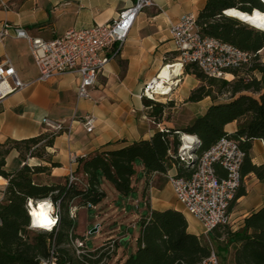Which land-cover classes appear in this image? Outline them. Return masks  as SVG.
Listing matches in <instances>:
<instances>
[{
	"label": "trees",
	"instance_id": "16d2710c",
	"mask_svg": "<svg viewBox=\"0 0 264 264\" xmlns=\"http://www.w3.org/2000/svg\"><path fill=\"white\" fill-rule=\"evenodd\" d=\"M231 9L247 14L255 10L264 13V3L261 0H207L197 16L199 33L251 55L250 64L232 72L235 78L231 82L208 78L196 66L184 65L183 73L199 82L185 103L209 98L211 105L206 112L184 128H159L149 140L134 142L120 150L96 152L80 160L79 171L85 187L68 186L66 181L64 184L35 183L37 175H48L58 167L46 155L55 136L44 134L0 144V181H7L5 198L0 203V264H39L38 259L48 255L51 242L58 248L57 264H101L103 254H88L81 260L75 257L70 237L74 240L84 236L77 230L76 219L69 217L70 205L79 209L101 205L106 197L103 182L122 197L132 196L136 193L138 165L142 166L147 188L155 177H164L173 168L176 177L189 178L193 170L186 168L177 156L182 135L197 139L198 158L222 138L237 142L245 153L241 177L253 174L264 182V165H254L250 157L253 142L264 143V61L260 55L264 50V31L226 16L225 11ZM223 96H228L227 100L219 101ZM144 104L151 108L149 117L154 124L161 123L167 110L174 107L173 102L162 104L145 99ZM231 123H237V130L229 134L225 127ZM12 151L17 152L24 164L18 171L8 172L6 159ZM28 159H38L48 165L29 166ZM243 194V190L238 191L230 208ZM47 200L59 204L57 228L51 233L32 234L28 230L27 204ZM137 226L140 229L137 248L123 264H199L210 254L203 237L188 232V222L179 211H150L139 217ZM211 235L217 255L228 253L233 247V264H264V207L248 216L242 229L233 232L229 227H218Z\"/></svg>",
	"mask_w": 264,
	"mask_h": 264
},
{
	"label": "crops",
	"instance_id": "0c3cea01",
	"mask_svg": "<svg viewBox=\"0 0 264 264\" xmlns=\"http://www.w3.org/2000/svg\"><path fill=\"white\" fill-rule=\"evenodd\" d=\"M5 1L10 10L0 9V33L3 26L8 25L23 29L33 38L49 41L70 30H85L111 22L120 11L130 7L134 0ZM206 1L154 0L153 7L138 15L119 57L106 66L97 84L88 89L89 100L77 99L79 78L73 73L47 83L34 82L37 69L28 43L12 35L0 38V64L9 60L20 80L29 84L26 89L9 96L0 104V144L7 140L20 141L48 134L42 125L44 118L67 123L72 121L71 135H56L52 147L46 149V155L58 167L51 169L48 175L40 174L34 178L41 184H58L66 181L70 171L81 175L79 163L70 164L71 155H75L80 162L96 152L120 150L134 142L149 140L156 129L174 128L164 119L159 124L153 123L149 117L151 108L144 104L141 91L163 66L178 62V54L169 33L170 26L185 14L198 16ZM261 57L264 59V56ZM257 77L260 78L259 75ZM177 80L166 99L174 103V107L169 109L172 115H178L180 122L189 124L206 112L211 100L206 98L198 103H185L199 82L193 76L185 75L183 70L173 78V81ZM166 114L170 115L169 112ZM86 116L95 118L91 132H86L80 124ZM236 130L237 123L225 127L229 134ZM250 157L254 165H264V143L254 141ZM23 164L17 152L12 151L6 159L5 168L8 172H14ZM27 164L48 165L36 159H29ZM136 169V193L130 197H122L108 183H102L106 196L101 204L102 213L109 215L115 224L114 235L104 239L119 240L108 264H123L135 252L140 235L138 219L150 211H179L188 222V232L196 236L203 235L200 224L185 214L172 190L171 200L162 201L159 189L152 187V184L146 187L142 166L138 165ZM215 169L217 175L225 176L224 171ZM175 173L174 168L169 171L171 175ZM157 179L155 177L152 183ZM6 186V180L0 181L2 202ZM169 187L166 184L163 191H169ZM240 190L244 194L229 208L230 230L233 232L242 229L245 219L264 207V182L259 181L255 175L244 176ZM134 228L136 232H131Z\"/></svg>",
	"mask_w": 264,
	"mask_h": 264
},
{
	"label": "built area",
	"instance_id": "2783aa9c",
	"mask_svg": "<svg viewBox=\"0 0 264 264\" xmlns=\"http://www.w3.org/2000/svg\"><path fill=\"white\" fill-rule=\"evenodd\" d=\"M153 6L154 0H134L130 7L120 11L111 22L85 30H70L63 36L49 41L33 38L23 29L12 28L8 25L3 26L0 38L4 39L12 35L14 38L25 40L28 43L31 57L37 69V78L34 82L47 83L60 76L73 73L79 78L77 99L89 100L88 89L97 84L98 77L106 66L119 57L138 15ZM0 9L10 10L5 0H0ZM169 33L178 54L181 70L184 65H194L208 78L231 82L235 78L232 72L250 64L251 55L218 40L203 37L199 33L197 15L195 14L183 15L170 26ZM156 77L144 85L141 98L159 102L158 99L162 96L155 94ZM175 84H177L176 81ZM28 85L20 80L9 60L0 64V104L9 96L26 89ZM174 85L171 86V89ZM80 124L86 132H91L94 129L95 118L86 116ZM42 125L45 126L46 133L53 136L63 133L69 136L72 132V121L67 123L66 121H51L44 118ZM194 140V143L189 144L190 149L186 151L182 150L184 145L181 140V147L177 155L179 161L186 168L193 170L191 176L179 178L168 173L164 178L170 186L176 202L185 214L200 224L203 235L208 239V235L216 228H230L229 208L241 187V167L245 153L239 148L237 142L222 138L198 158L195 150L199 147V143L195 137ZM78 163L79 159L75 155H71L70 164ZM216 166L221 167L224 171L223 178L218 177ZM66 179L68 186L81 185L85 187L84 177L81 179L76 172L70 171ZM1 202L2 200H0ZM36 203L29 201L27 204L30 218L28 230L42 233L53 232L59 221V204L50 202L52 207L50 215L55 223L51 230L46 231L33 226L30 208ZM86 208L96 209L91 205ZM78 211L77 206L70 205V219L75 220ZM87 236L88 234L85 233L84 239L74 240L70 237V246L75 257L81 260L88 254L98 253V256L103 254L104 259L101 264H108L116 251L119 240L109 238L99 247L88 249L85 244ZM208 247L209 256L199 264H220L216 251L211 245ZM57 249L54 242H51L48 255L45 258H39V264H57Z\"/></svg>",
	"mask_w": 264,
	"mask_h": 264
},
{
	"label": "rangeland",
	"instance_id": "374dc122",
	"mask_svg": "<svg viewBox=\"0 0 264 264\" xmlns=\"http://www.w3.org/2000/svg\"><path fill=\"white\" fill-rule=\"evenodd\" d=\"M261 56H264V52L260 53ZM262 58V57H261ZM264 60V59H262ZM179 63V62H177ZM167 96H162L159 97V103L165 104L168 102V99H166ZM228 96H223L220 98L219 101H225L227 100ZM170 113V115L166 114L164 115V120L165 122H168L170 125L169 126H173L174 129H181L184 128L185 126L188 125V123H185L184 121L178 120V115L173 114L172 115V111L171 110H167V113ZM190 124V123H189ZM44 158H47L46 155H44ZM29 160V159H28ZM27 160V161H28ZM38 160V159H36ZM40 161V160H38ZM47 175V174H45ZM78 177H80L81 179L83 178L82 175H78ZM36 184H40L39 182H37L34 179ZM65 183V182H64ZM61 183V184H64ZM167 181L164 177H158V179L156 180V182L152 183V187L157 188L160 190V196L162 197V201H167V200H171L172 196H170V194H172L171 189L169 187V191H163L164 187L166 186ZM80 187H82L81 185H78ZM169 186V185H168ZM48 201V200H47ZM44 201H39L37 202V204L34 207H41V205H43ZM102 206L99 205L96 207L95 210H89L87 208H81L79 209L78 213H77V218L75 220V224L77 227L78 232L81 235H85L84 233L88 234L87 236V240H86V247L88 249H92V248H97L101 245V243L105 240L104 238L110 236V235H114L115 233V224L114 222H112L111 217L109 215L105 216L102 213ZM96 227H98L97 232L93 233L90 235V232L93 231ZM131 227V226H129ZM136 228L132 229V231H134ZM136 232V231H134ZM42 232H32V234H41ZM134 233H132L131 235L133 236ZM203 237V241L204 243L209 246L211 245V247L216 251V253H218V249L216 247L215 241L212 237V235H208V239L202 235ZM232 255H233V247L229 248L228 253H220L218 254V258H219V262L220 264H233L232 262Z\"/></svg>",
	"mask_w": 264,
	"mask_h": 264
},
{
	"label": "bare ground",
	"instance_id": "6f19581e",
	"mask_svg": "<svg viewBox=\"0 0 264 264\" xmlns=\"http://www.w3.org/2000/svg\"><path fill=\"white\" fill-rule=\"evenodd\" d=\"M264 2V0H261ZM232 11H236L234 9L225 11V15L231 18H235L248 26L259 30V31H264V27H257V24L264 23V21L257 20L254 17V12L253 11L251 14H246L248 17H251L252 19L245 20L240 16H234L230 15L229 13ZM238 12V11H236ZM259 12V11H258ZM242 13V12H239ZM261 16H264V13L259 12ZM245 14V13H242ZM181 73V65L179 63H174L173 65H166L163 66L158 73V76L155 78V94L160 95V96H168L171 92V86L175 84V81H173V78L179 76ZM178 80L176 81V83ZM154 87V86H153ZM182 142L184 147L182 148L183 151H186L187 149H190L189 144H192L195 142L194 137H191L190 135H182ZM37 204V203H36ZM50 204L49 201H44L43 205H48ZM35 205H32L30 208V217L32 218L33 226L36 228H40L46 231L51 230L52 225L54 223H49V221H53L52 217L50 215L51 210L49 211L47 208L43 209L45 216L41 217L39 214L42 211L41 207H34ZM52 209V207H51ZM36 213V215H33V213ZM35 221V223H34Z\"/></svg>",
	"mask_w": 264,
	"mask_h": 264
},
{
	"label": "clouds",
	"instance_id": "9594fccd",
	"mask_svg": "<svg viewBox=\"0 0 264 264\" xmlns=\"http://www.w3.org/2000/svg\"><path fill=\"white\" fill-rule=\"evenodd\" d=\"M230 13H237L238 15L237 14H232V15H234V16H240V17H242L245 20L252 19L251 17H248L246 14H242V13H239V12H236V11H232ZM254 17L257 20L264 21V16H261V14L258 11H255L254 12ZM256 26L257 27H264V23L257 24ZM45 208H47L50 211L51 210V205L50 204H48V205H41L42 211L39 214L41 217H44L45 216L44 211H43V209H45ZM33 215H36V213L34 212ZM34 223H35V221H34ZM51 223H55V221H51Z\"/></svg>",
	"mask_w": 264,
	"mask_h": 264
},
{
	"label": "water",
	"instance_id": "95a60500",
	"mask_svg": "<svg viewBox=\"0 0 264 264\" xmlns=\"http://www.w3.org/2000/svg\"><path fill=\"white\" fill-rule=\"evenodd\" d=\"M262 3H264V2H262ZM238 12H239V11H238ZM245 14H247V13H245ZM97 230H98V227H96L93 231H91V232H90V235L93 234V233H95V232H97Z\"/></svg>",
	"mask_w": 264,
	"mask_h": 264
},
{
	"label": "snow or ice",
	"instance_id": "6c2138e0",
	"mask_svg": "<svg viewBox=\"0 0 264 264\" xmlns=\"http://www.w3.org/2000/svg\"><path fill=\"white\" fill-rule=\"evenodd\" d=\"M230 15H232V14H237V13H229ZM238 15V14H237ZM49 223H51V221H49Z\"/></svg>",
	"mask_w": 264,
	"mask_h": 264
}]
</instances>
